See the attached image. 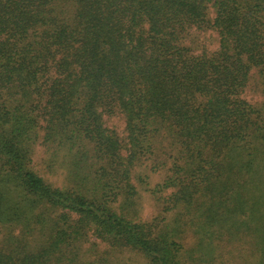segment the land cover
<instances>
[{
    "label": "trees",
    "instance_id": "1",
    "mask_svg": "<svg viewBox=\"0 0 264 264\" xmlns=\"http://www.w3.org/2000/svg\"><path fill=\"white\" fill-rule=\"evenodd\" d=\"M207 29L216 50L185 46ZM252 69L264 0H0V264H78L88 233L148 264H191L181 227L262 248L264 115L241 96ZM37 143L64 187L32 170ZM141 158L168 166L159 190L185 205L159 227L130 216Z\"/></svg>",
    "mask_w": 264,
    "mask_h": 264
},
{
    "label": "rangeland",
    "instance_id": "2",
    "mask_svg": "<svg viewBox=\"0 0 264 264\" xmlns=\"http://www.w3.org/2000/svg\"><path fill=\"white\" fill-rule=\"evenodd\" d=\"M209 11L210 16L213 17V10L210 8ZM184 44L193 48L196 53L202 48L212 52L217 49L218 35L214 29L194 31L186 38ZM241 96L246 102L255 107L257 111L254 115H264V72L252 69L249 82ZM103 120L105 126L109 129H114L119 136L124 135L122 130L123 118L121 115H104ZM45 150L46 148L38 143L34 146L32 162L30 164L32 170L53 187H64L63 168L61 167L53 173L50 172L44 163V159L47 157ZM167 167H156L154 161L146 158H141L140 161L135 163L132 169V181L138 192L134 207L137 211L135 216L130 215L135 222H146L159 227L171 222L178 211L184 210L185 205L182 203L176 207L171 205L169 198L173 192V188L163 187V189L159 190V187L168 175ZM225 197V202L235 200L233 192H229ZM114 206L118 210V204ZM181 230V239H178V241L183 247L184 257L187 258L186 252L190 251L192 256L191 250L194 251V261L191 264H264V258H261L264 246L256 250L257 248L244 245L241 243V241L246 242L243 237L238 242L230 240L227 237L220 240L222 236L208 239L203 235L205 240L201 243L195 227H181ZM245 239L248 242L251 241L250 236H245ZM76 245L78 251H75L74 254L78 264H148L147 260L129 248L120 249L111 247L104 239H97L90 233L83 240L76 243ZM199 252H204L205 256L200 258L201 253ZM211 258L212 261H210ZM98 260L102 261L98 263Z\"/></svg>",
    "mask_w": 264,
    "mask_h": 264
}]
</instances>
